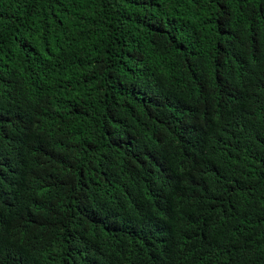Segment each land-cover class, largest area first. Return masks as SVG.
Returning a JSON list of instances; mask_svg holds the SVG:
<instances>
[{"label": "trees", "instance_id": "1", "mask_svg": "<svg viewBox=\"0 0 264 264\" xmlns=\"http://www.w3.org/2000/svg\"><path fill=\"white\" fill-rule=\"evenodd\" d=\"M0 264H264V0H0Z\"/></svg>", "mask_w": 264, "mask_h": 264}]
</instances>
